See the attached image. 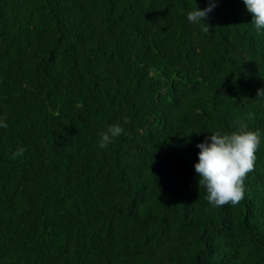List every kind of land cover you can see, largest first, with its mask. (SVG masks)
I'll use <instances>...</instances> for the list:
<instances>
[{
    "label": "trees",
    "instance_id": "1",
    "mask_svg": "<svg viewBox=\"0 0 264 264\" xmlns=\"http://www.w3.org/2000/svg\"><path fill=\"white\" fill-rule=\"evenodd\" d=\"M214 2L0 0V264H264V137L235 206L194 168L264 133V32Z\"/></svg>",
    "mask_w": 264,
    "mask_h": 264
},
{
    "label": "clouds",
    "instance_id": "2",
    "mask_svg": "<svg viewBox=\"0 0 264 264\" xmlns=\"http://www.w3.org/2000/svg\"><path fill=\"white\" fill-rule=\"evenodd\" d=\"M243 3L253 17L251 24L255 31L264 32V0H243ZM216 6L214 0H210L206 8H193L187 12L188 22L194 25L207 24L206 17ZM258 97L264 98V89L258 92ZM248 118H252L251 113ZM6 127L7 123L0 119V128ZM123 132L124 129L119 123L109 126L106 132L101 133L99 148L106 149ZM211 133L196 145L200 150L198 162L194 165L198 184L204 187L206 199L211 206H235L245 197L244 178L256 165V153L264 133L249 130L243 121L231 132ZM17 154L22 155L23 149Z\"/></svg>",
    "mask_w": 264,
    "mask_h": 264
}]
</instances>
